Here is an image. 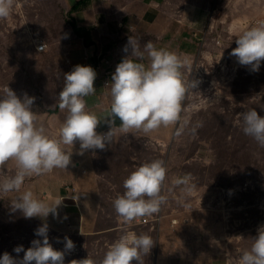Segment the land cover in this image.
I'll return each instance as SVG.
<instances>
[{"label":"rangeland","instance_id":"rangeland-1","mask_svg":"<svg viewBox=\"0 0 264 264\" xmlns=\"http://www.w3.org/2000/svg\"><path fill=\"white\" fill-rule=\"evenodd\" d=\"M65 1L12 0L10 15L0 17V94L8 85L18 96L25 92L34 96L36 123L43 125L48 136L47 119L56 118L61 111L57 94L64 84L65 67L57 59L64 55L75 36L69 23L71 9L75 6ZM163 1L177 5L175 0ZM243 1L210 0L213 7H209L210 2H206L207 8L201 6L198 11H204L205 15L195 25L187 19L182 23L173 19L167 21L171 31L181 27L184 36L195 30L198 39L194 40L199 47L195 49L193 68L185 70L189 82L181 101L182 109L170 127H161L152 136L117 133L104 149L81 152L78 142L74 141L66 149L71 153L67 166L72 167L76 179L73 181L70 177L60 181L55 177V181L52 179L54 187L51 182L52 188L58 187L55 191L59 192L56 196L51 192L53 200L48 204L54 208L60 203L55 215L50 212L46 217L26 218L19 210H11L10 202L20 189L0 193V253L7 251L14 257H22L23 251L15 253L13 248L17 245L29 247L32 239L39 238L34 230L46 223L48 239L54 248L63 250L64 236L74 242V247L64 252L65 264L87 255L99 264L108 246L121 233L128 230L138 234L150 232L149 225L141 226L135 219L125 222L119 218L113 200L123 193V180L135 166L153 159L162 160L166 167L161 191L167 199L160 207L167 222L173 217L180 219L177 227L168 223L173 232L169 237L172 241L177 238L180 249H194L196 261L221 258L228 263V256L235 258L250 247L251 236H255L257 227L264 224V146L242 131L239 112L255 108L259 115H264V58L258 71L239 64L229 53L236 47L235 39L241 32H229L219 22L226 16L225 2L234 10ZM262 6L264 1L256 11L264 12ZM55 13H59L61 24L50 23ZM236 17L241 18V15ZM250 17L247 16L248 23L253 24L262 15ZM170 34L165 40L171 38ZM80 39L85 41L84 37ZM41 44H46L47 50L40 51ZM195 80L198 81L196 87ZM57 108L59 113L51 112ZM198 122L193 132L191 129ZM176 128L182 131L174 134ZM15 168L12 159L0 162V176L14 174ZM51 171L27 176L21 189L31 188L35 196L43 200ZM186 173L196 186L185 196L188 206L178 199L183 195L181 186L172 183L176 176ZM77 177L83 181L77 183ZM34 183L41 185L43 190ZM63 188L61 202L58 198ZM90 196H94L96 208L86 216L85 204ZM155 225L153 230L156 231L158 226ZM108 226L113 228L97 234L101 227Z\"/></svg>","mask_w":264,"mask_h":264},{"label":"clouds","instance_id":"clouds-1","mask_svg":"<svg viewBox=\"0 0 264 264\" xmlns=\"http://www.w3.org/2000/svg\"><path fill=\"white\" fill-rule=\"evenodd\" d=\"M11 8L12 0H0V17H8ZM235 43L236 47L229 55H234L239 64L258 71L264 58V22L243 30ZM143 47L144 51H141L138 42L129 35L123 46V51L129 54L116 64L110 81L106 82L110 112L119 118L120 124L113 127L112 119H107L109 127L105 132L96 131L101 121L94 112L86 109L84 97L96 91V71L91 65L76 64L63 74L64 84L57 94L58 106L66 108L67 113L56 138L49 137L43 125L36 123L33 111L35 97L26 92L18 96L8 85L4 86L0 94V162L12 159L16 168L14 174L0 176V193L18 191L27 176L45 173L54 167L66 169L71 153L65 151L62 145H73L78 140L81 152L85 149H104L117 133L130 130L150 133L177 121L187 87L181 76V66L187 61L173 50L157 48L152 41H146ZM145 53L147 63L143 60ZM197 84L195 80L194 86ZM239 117L242 131L264 146V115H259L255 108H248L239 112ZM198 126L199 122L191 130L195 132ZM181 131V128H176L174 134ZM165 176L166 167L160 159L135 166L123 180V193L117 194L113 200L119 218L130 222L157 212L167 199L161 191ZM172 183L181 186L183 195L178 199L188 206L185 196L196 187L190 174L176 176ZM10 205L12 211L19 210L26 218L46 217L50 212L55 215L57 206L46 205L31 188L20 192ZM34 232L39 238L32 239L29 247L17 245L13 248L15 253L23 251L22 257H14L5 251L0 253V264H65L64 252L72 249L74 242L64 236L63 250L54 248L48 239L46 223L39 225ZM152 246L150 235L125 231L108 246L99 264L139 262L141 254L149 253ZM226 259L228 264H264V224H260L256 235L251 236L249 248L235 258L228 256ZM68 264H96V261L87 255L72 259Z\"/></svg>","mask_w":264,"mask_h":264},{"label":"crops","instance_id":"crops-1","mask_svg":"<svg viewBox=\"0 0 264 264\" xmlns=\"http://www.w3.org/2000/svg\"><path fill=\"white\" fill-rule=\"evenodd\" d=\"M82 1L83 3L81 0H66L65 2L69 6L71 5L76 7L78 5L74 10L71 9V11H73L71 16L74 18L80 29L89 32L90 43L89 45H86L85 41L80 39L81 37H77L74 33L75 36H73L72 40H70L69 48L64 50V55L62 57L59 56L60 58L57 59V62L64 65V73L70 71L76 64L91 65L95 69L96 78L94 80V88L96 91L88 94L84 97V99L86 101V109L94 112L101 121L98 123L96 131L105 132L109 127L106 123L107 119H112L113 127H117L120 124L119 118L113 116L110 112V97L108 94V88L105 86V81L107 79L110 81L111 73L115 70L116 64L123 56L129 54L128 52L123 51V46L126 44L128 36H132L138 42L141 51H144L143 46L146 41H152L154 46L157 48L164 47L173 50L180 55L182 59H186L187 62L181 66V76L183 77V75L186 74L185 70H187L186 64L195 63V49L199 47L194 38L198 39V35L194 32L195 30H190L188 32L189 34L186 33L184 36V31L181 27H175V29L171 31L167 21L173 19L174 22L182 23V20L187 19L192 25H195L204 14V11L201 13V11L199 12L198 10H200L201 6L205 7L206 2H210V0H175L177 1V5H180V3L182 4L179 8H174L173 6H178L174 5V3L171 4L169 1L165 2L163 0ZM263 1L264 0H244L241 2L240 7H237L234 10L228 7V3L225 2L224 13L226 16L219 20V22H221L224 25V28L229 32H242L246 28L255 25V23L258 24L260 22H264V12H260L259 10L256 11V9L262 5ZM202 2H204L205 5H202ZM212 3L213 2H210V8L213 7ZM262 7L264 8V6ZM207 12L211 14L210 11ZM258 13L262 15V18L255 19L254 21L257 22L253 21V24H249L247 16L251 15L252 17ZM57 14L59 13H55V16L53 15L54 18L51 17L50 23L57 21L61 24L62 20L57 17ZM239 14L241 15V18L236 17ZM208 19L210 18L208 17ZM214 21L217 22L216 19H214ZM215 22H212V24L215 25ZM67 28H69L68 25ZM67 31H69V29H67ZM71 31L74 32L73 28H71ZM169 34L171 38L165 40V37ZM181 36L183 37L180 39ZM151 37H156L158 40H153ZM60 41L61 40H58L57 42ZM72 41H75L76 43ZM61 44L63 46L64 43ZM58 45L60 46V43H58ZM132 58L139 59L138 57ZM143 60L147 63L148 57L146 53ZM66 113L67 109L65 108L60 111V114L57 115L56 118L53 117L51 119H47L46 129L49 128L50 130L49 137H57V130L60 123L64 120ZM170 126L171 124L161 127ZM161 127L150 133L137 132L136 130H130L127 133H136L141 135L148 134L152 136L153 134H156ZM76 142H78L77 144L79 145V141L76 140ZM69 146L72 145H62L63 149L65 148L66 151ZM78 148L80 149V146H78ZM72 171V167L69 166H67L66 169L54 167L51 173L47 176L45 190H43L41 185L35 183L33 184L35 187L43 190L46 197H43V201L46 205L50 204V201L53 200L51 192L55 196L59 193L57 190L55 191L58 187H55V189L52 188V186L54 187L52 179L57 177L61 179L60 181H62L71 177L70 179L74 181L76 176ZM56 185L58 186L59 184L56 182ZM21 190L23 189H20L19 192H21ZM62 190L63 193L62 195L60 193L61 197L58 198V201L60 200L61 202L63 200L62 196L65 193V188ZM85 206L86 216L88 213H91L90 211L96 208L95 204L92 203L90 199L87 201ZM167 219L168 218H164L160 225H157L158 229L156 231L153 230L154 228H152L151 225H149L150 232L147 234L151 236L153 246L149 253L141 254L139 262L133 260L132 264H228L221 258H210L207 260L196 261L194 258L196 255L194 253V249L189 250L187 247L180 249L177 238L175 237L173 241L170 239L169 235L173 232L168 227V223L171 226V220L167 222ZM139 225L145 226L142 224ZM151 230H153L152 232L155 234L151 233ZM104 237V235L101 236L102 239H104ZM174 249H176V252H174Z\"/></svg>","mask_w":264,"mask_h":264},{"label":"built area","instance_id":"built-area-1","mask_svg":"<svg viewBox=\"0 0 264 264\" xmlns=\"http://www.w3.org/2000/svg\"><path fill=\"white\" fill-rule=\"evenodd\" d=\"M43 45V44H41ZM41 45L38 47V49L40 51H45L47 50V45L44 44L43 45V49L41 48ZM184 65V64H183ZM182 65V66H183ZM186 68L187 70H191L193 67H191V64H186ZM185 69V68H184ZM183 81L186 83V85L188 84L189 82V79H188V76L187 74L183 75L182 77ZM109 81L108 79L105 81V84L106 82ZM68 188V187H66ZM70 191H67V193H69ZM166 217V215L164 214V212H162V209L161 207L159 208V210L153 214H150V215H146V216H143V217H139V218H136V222L139 223V224H142V225H151L152 228H155V224H157L158 226L160 225L161 221ZM179 221L180 219L179 218H172L171 219V226L172 227H177L179 225Z\"/></svg>","mask_w":264,"mask_h":264},{"label":"trees","instance_id":"trees-1","mask_svg":"<svg viewBox=\"0 0 264 264\" xmlns=\"http://www.w3.org/2000/svg\"><path fill=\"white\" fill-rule=\"evenodd\" d=\"M75 8H77V6L74 7V9H75ZM69 23L71 24V26H72V28H73L74 33L76 34V36H78V37H84V38H85V44H86V45H89V43H90V41H89V32L80 29V28L77 26V24H76L74 18H71L70 21H69ZM61 110H62V109H61ZM59 111H60L59 108H57V109H55V110H51V112H54V113H59ZM82 181H83V180H82L81 177H77V183L82 182ZM89 199L91 200L92 203H95V202H96V201H94V199H95L94 196H90ZM112 228H113L112 226H108L107 228H103V227H101V229L97 231V234L100 235L102 232L110 231Z\"/></svg>","mask_w":264,"mask_h":264}]
</instances>
